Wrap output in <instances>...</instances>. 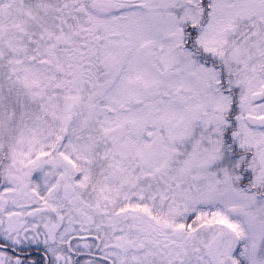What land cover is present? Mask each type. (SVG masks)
<instances>
[{
    "label": "snow or ice",
    "instance_id": "snow-or-ice-1",
    "mask_svg": "<svg viewBox=\"0 0 264 264\" xmlns=\"http://www.w3.org/2000/svg\"><path fill=\"white\" fill-rule=\"evenodd\" d=\"M0 264H264V0H0Z\"/></svg>",
    "mask_w": 264,
    "mask_h": 264
}]
</instances>
